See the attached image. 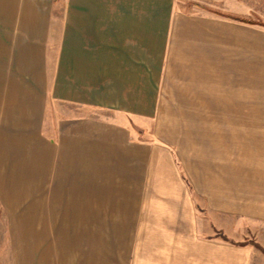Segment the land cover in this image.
Returning a JSON list of instances; mask_svg holds the SVG:
<instances>
[{
    "label": "crops",
    "instance_id": "obj_1",
    "mask_svg": "<svg viewBox=\"0 0 264 264\" xmlns=\"http://www.w3.org/2000/svg\"><path fill=\"white\" fill-rule=\"evenodd\" d=\"M190 1L208 13L183 0H0V209L11 264H227L226 242L210 237L225 227L227 200L234 215L264 220V130L248 145L261 158L253 171L241 155L231 160L233 197L223 151L195 176L171 143L139 139L140 122L193 89L202 103L223 89L242 119L240 87L229 92L218 68L253 26L257 0ZM232 135L240 150L242 130ZM126 231L136 233L131 245L98 255L90 234ZM61 233L89 234L85 255L55 256Z\"/></svg>",
    "mask_w": 264,
    "mask_h": 264
},
{
    "label": "rangeland",
    "instance_id": "obj_2",
    "mask_svg": "<svg viewBox=\"0 0 264 264\" xmlns=\"http://www.w3.org/2000/svg\"><path fill=\"white\" fill-rule=\"evenodd\" d=\"M183 4H185L183 7L186 11L194 10L193 4H195L201 7L198 8L199 12L208 13V8L194 1L183 0ZM251 13L248 15L247 21H251L253 26L250 29L242 27L241 42H235V45L230 47L227 45L225 67L221 63V67L218 68L219 70L225 69V80L221 78L220 84L231 88L229 92H233L232 87L235 86L237 94L238 87H240L241 120L235 118L238 115V105H233L234 98L222 95L224 94L223 89L215 91L219 92L220 96L215 93L216 96L211 95L208 100L204 99L207 101L206 103H202L201 90L193 89L192 93L195 95L192 97H177V99L174 98L177 103L162 106V112L155 121L140 122L142 125L139 139L171 143L177 151L179 164L183 169L186 163L190 164L195 176L197 171L201 173L203 165L209 167L213 161H217L213 156L216 159L218 150L223 151L221 154H224L227 166V191L229 188L231 189L229 190L231 197H233V179L229 176L233 172L231 162L234 161V158L237 159L238 155L242 156V160L245 162L242 166L243 172L246 173L253 171L257 166L256 162L261 160L260 156H256L259 150L248 145L250 140L261 139L262 137L257 135L264 130V0H257V8L252 9ZM238 19L246 21L245 18ZM213 66L214 62L211 60V69ZM196 94L198 95L196 96ZM179 100H192L196 103L179 104ZM68 108L71 109V107ZM63 112L65 113V111ZM78 113L88 112L73 110V113L68 114L76 115ZM237 128L242 130L243 146L240 150L233 146L234 137L232 134L233 130ZM218 141H224L225 144L218 146ZM249 154L254 155L252 158L253 168L247 163L250 160ZM230 166L231 168H228ZM233 207V200H227L225 227L215 228V234L210 237L226 242L227 264H242V262H244L243 264H264V220H258L255 216L234 215ZM210 219L212 220V218ZM213 219L217 224V217ZM121 220L122 218H114L115 225L121 226ZM135 222L131 219L130 230L135 229ZM124 224H126L125 221ZM9 226L8 218L0 209V264H11ZM90 236L92 242L97 240L99 256L106 255L107 252L114 256L118 252V243L120 241H124L126 244L127 241L132 242L135 240L136 233L134 231L98 232L90 234ZM58 239L65 245L62 249H54L55 256L74 258L81 257L87 252L85 246L89 241V234L61 233L58 235ZM112 244L113 246H111ZM246 249L250 250L247 254L243 253V250Z\"/></svg>",
    "mask_w": 264,
    "mask_h": 264
}]
</instances>
